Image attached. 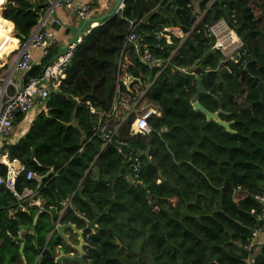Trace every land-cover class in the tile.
Wrapping results in <instances>:
<instances>
[{
	"label": "trees",
	"instance_id": "trees-1",
	"mask_svg": "<svg viewBox=\"0 0 264 264\" xmlns=\"http://www.w3.org/2000/svg\"><path fill=\"white\" fill-rule=\"evenodd\" d=\"M50 1L0 0V51L22 48ZM123 4L83 40L59 91L30 131L6 148L25 167L18 192L34 189L28 172L46 177L39 195L46 212L18 211L13 195L0 189V264H24L23 258L35 264L45 247L71 255L58 235L48 242L66 200L71 209L61 224L84 231L98 219L100 232L84 234L88 264H264V236L251 247L261 227L256 198L264 193V0H199L198 25L193 0ZM222 20L243 44L232 58L213 49L208 34ZM131 22L159 66L142 64L126 42ZM166 29H178L185 40L171 36L168 45L158 38ZM56 57L51 50L27 76ZM8 67L0 65V75ZM197 77L206 92L199 104L223 111L219 119L234 134L193 110ZM137 118L147 121L149 134H131ZM102 124L112 135L107 146ZM131 151L141 160L137 184L130 180ZM10 209L17 211L13 219ZM32 228L21 255L14 239ZM71 243L79 244L78 235Z\"/></svg>",
	"mask_w": 264,
	"mask_h": 264
},
{
	"label": "built area",
	"instance_id": "built-area-1",
	"mask_svg": "<svg viewBox=\"0 0 264 264\" xmlns=\"http://www.w3.org/2000/svg\"><path fill=\"white\" fill-rule=\"evenodd\" d=\"M64 7L70 10L78 19H85L90 13V6L76 0H53L48 3V7L44 15L39 19L38 25L33 30L31 36L27 39L22 48L11 53L15 55L11 62L10 69L0 75V146L1 141L7 139L14 128L15 122L22 116H26L32 111L42 112L49 96L52 92L59 91V83L64 80L68 74V70L72 65L75 53L77 52L83 40L88 37L92 30L104 25V23L91 26L82 35L69 42L63 49L62 53L55 59L44 66L43 70L34 77L28 75L34 68L32 65L31 50L40 49L43 53V61L48 58L53 47L54 36L53 32L46 26L49 19L52 18L56 9ZM122 4L118 8V13L123 9ZM55 24L60 25L58 21ZM138 24L130 23V30L126 38V42L134 47L140 62L147 66L160 65L154 59L150 49L143 45L140 38L137 37L135 30ZM208 34L215 41L213 49L219 51L225 58H232L243 46L241 40L236 33L230 28L227 22L219 21L208 27ZM171 36H174L182 41L185 40L184 34L178 29L175 31L165 30L158 35L159 39H165L168 45L171 44ZM236 40L233 44L232 41ZM9 42V39L7 40ZM9 56V57H10ZM16 72L24 73L22 85L18 86L13 82V75ZM127 84V82H124ZM106 124H102L99 129L102 141L107 146L112 141V135L107 133ZM151 132L150 126L144 118H137L131 126L132 135H147ZM125 146V145H122ZM121 145L117 146V151L123 154ZM128 168L130 169L131 183L139 182L141 171L140 157L133 151L129 153ZM5 167V174L2 173V168ZM25 167L17 160H10L7 155L0 152V189H6L16 200L17 210L27 212L30 209L36 208L38 213L46 212L43 207V202L40 200V191L44 187L46 177H40L34 172L26 174V181L35 184L34 189H24L21 193L16 190L17 179L24 172ZM261 204V214L259 221L261 227L253 233L251 247L259 245L263 242L264 236V193L256 198ZM62 213L67 212L71 206L70 202L65 201L60 204ZM15 209H10L8 217L13 219L16 214ZM22 230L17 234L14 240L18 242L23 235ZM7 236L12 238L10 233Z\"/></svg>",
	"mask_w": 264,
	"mask_h": 264
},
{
	"label": "crops",
	"instance_id": "crops-1",
	"mask_svg": "<svg viewBox=\"0 0 264 264\" xmlns=\"http://www.w3.org/2000/svg\"><path fill=\"white\" fill-rule=\"evenodd\" d=\"M76 2H81V3H84V4L90 6V13L87 15V17L85 19H78L70 10H68L64 7H61V8L56 9L52 18L49 19L47 22L46 26L53 32V36H54V43H53V47L51 50L57 51V56L62 53L64 47L69 42L73 41L75 38L82 35L92 25L95 26L96 24H101V23H104L105 21L109 20L110 18H108V19H106V18L111 17L116 13L117 5L119 4L120 0H76ZM123 3H124V1H123ZM123 3H122V6H124ZM195 8H196V6H195ZM55 21H58L60 25L55 24ZM169 30L175 31V29H169ZM9 37H11V36L9 35ZM8 44H11L10 40H9ZM18 49L19 48L16 45V48L14 51H13L12 47H10V46L1 50L0 51V60H5V61L0 62V65L8 64L10 67L11 62H13L14 57H15V55H12V56H10V55H11V53L17 51ZM30 53H31V57H32L33 68H38V67L42 66V63H43L42 51L40 49L31 50ZM24 76H25L24 73L16 72L13 75V82L16 85L21 86L23 83ZM91 111H92V113H94L93 109ZM41 113L42 112H40V111L38 113H37V111H32V112L28 113L26 116H23L22 117L23 120L20 124L22 125V124L26 123L27 125H26V127L22 128L20 130L18 128V126L20 124H16V122H17L16 121L14 124V127L17 125L16 128H13L9 137L3 141H6V144L8 146L17 144L21 140V138L25 134H27L28 131H30L34 120ZM1 144L3 145L2 141H1ZM7 147H3L1 153H3V155L8 156V153L6 151ZM40 200L43 202V207L45 209V204H46L45 201L42 199H40ZM66 201L71 203L70 200H66ZM70 206H71V204H70ZM65 214H66V212L65 213H62V211L58 212L59 220L55 226H58L61 224V219L63 218V216ZM87 223L88 222H86V227H87ZM62 225H64V224H62ZM68 225H70V224H68ZM68 230L72 231L71 229H66L64 231V235L66 237H68L66 235V232ZM22 231H24L23 235L21 237V240L23 241V243H24V241H26L25 240L26 236L34 235L31 232V230L22 229ZM72 232L75 235L74 231H72ZM49 237H50V235H49ZM49 237H48V239H49ZM68 239H69V237H68ZM73 246H75V245H73Z\"/></svg>",
	"mask_w": 264,
	"mask_h": 264
},
{
	"label": "water",
	"instance_id": "water-1",
	"mask_svg": "<svg viewBox=\"0 0 264 264\" xmlns=\"http://www.w3.org/2000/svg\"><path fill=\"white\" fill-rule=\"evenodd\" d=\"M123 1H125V0H120L119 4L117 5L116 12L118 11V8L123 3ZM115 14H117V13H115ZM113 16H111V17H113ZM111 17H107L106 19L111 18ZM133 81H134L133 78H129L128 79V83H127V87H129V85ZM196 82H197V93H196L195 97L191 101L193 110L195 112H199V113L203 114L208 121H214L219 126L225 128L228 132L234 134V132L231 131V123L222 122L219 119L220 115L225 114L223 111H219L218 113L212 114V113L208 112L202 105L199 104V102H198L199 98L201 96L205 95L206 92H205V90L203 88L201 79L197 77L196 78ZM216 102H218V101L216 100ZM33 156H35L34 153H33ZM66 229H71L72 231H74V233L76 235L79 236L80 246L75 247V246H73L71 244V242L69 241L68 237H66L64 235V231ZM31 232L33 234L35 233L34 228L31 229ZM86 232H92L93 234H97V233L100 232V229L98 228V219L95 220L94 222H90V223L88 222L87 223V227H86V229L84 231H78L76 229V227L72 226V225H62V224H60L58 226H55L53 231L50 234L48 242H51L53 240L54 236L58 235V237L62 238L72 249H77V251L80 254H82V257L80 259L79 258H73L72 256L65 255L63 252H60L59 253L60 256L58 257L56 253H54L49 248H46V249H44L42 255L37 259L36 264H84L85 256L83 255V247L85 245H84V242H83V235ZM18 242L21 245L20 253H21V255H23V251H24V246L25 245H24L22 240H18ZM117 244L120 246V242H117ZM23 261H24V264H26L24 258H23Z\"/></svg>",
	"mask_w": 264,
	"mask_h": 264
},
{
	"label": "rangeland",
	"instance_id": "rangeland-1",
	"mask_svg": "<svg viewBox=\"0 0 264 264\" xmlns=\"http://www.w3.org/2000/svg\"><path fill=\"white\" fill-rule=\"evenodd\" d=\"M198 1H199V0H194V1H193V5H194V7L196 6V8H195L196 13H197V14H200L199 11H198V5H196V4H198ZM202 18H203V15L200 14L197 25L199 24L200 20H202ZM197 25H196V26H197ZM235 41H236V40H233V41H232V44H233ZM15 55H16V54H15ZM9 69H10V67H8L7 70H9ZM26 125H27L26 123H24V124H22V125L20 124V125L18 126L19 130L22 129V128H24V127H26ZM16 126H17V125H16ZM16 126H15L14 128H16ZM2 142H3V145L0 146V152H2L3 147H7V146H8V145L6 144V141H2ZM66 235L69 237V241H70V242H74V241H75L76 236L73 234L72 231H67V232H66Z\"/></svg>",
	"mask_w": 264,
	"mask_h": 264
},
{
	"label": "flooded vegetation",
	"instance_id": "flooded-vegetation-1",
	"mask_svg": "<svg viewBox=\"0 0 264 264\" xmlns=\"http://www.w3.org/2000/svg\"><path fill=\"white\" fill-rule=\"evenodd\" d=\"M78 241H79V236H78ZM83 242H84V247H83V255L85 256V260H84V264H88L87 263V261H86V247H87V244L85 243V240H84V235H83ZM78 246H80V242H79V244L78 245H76L75 247H78ZM47 247H45L44 249H46ZM44 249H42L41 250V252H40V255L38 256V258L42 255V253H43V251H44ZM61 251H59V253H60ZM58 257L60 256L59 254L57 255ZM69 256H72L73 258H81L82 257V254H80L78 251H77V249H74V252H71V255H69ZM37 258V259H38ZM37 261V260H36ZM36 264V263H35Z\"/></svg>",
	"mask_w": 264,
	"mask_h": 264
}]
</instances>
